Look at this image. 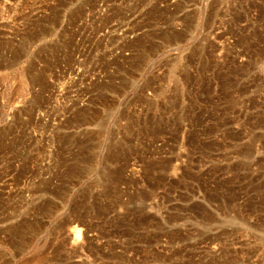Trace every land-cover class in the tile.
<instances>
[{"label":"rangeland","instance_id":"rangeland-1","mask_svg":"<svg viewBox=\"0 0 264 264\" xmlns=\"http://www.w3.org/2000/svg\"><path fill=\"white\" fill-rule=\"evenodd\" d=\"M0 264H264V0H0Z\"/></svg>","mask_w":264,"mask_h":264},{"label":"bare ground","instance_id":"bare-ground-1","mask_svg":"<svg viewBox=\"0 0 264 264\" xmlns=\"http://www.w3.org/2000/svg\"><path fill=\"white\" fill-rule=\"evenodd\" d=\"M70 237L73 241V243L78 244L80 242L81 239V230L77 229V228H73L70 231ZM42 259V258H41ZM43 260V259H42ZM41 263V262H40Z\"/></svg>","mask_w":264,"mask_h":264}]
</instances>
